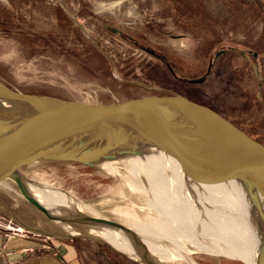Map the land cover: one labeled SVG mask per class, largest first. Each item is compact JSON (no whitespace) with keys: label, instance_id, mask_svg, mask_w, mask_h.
<instances>
[{"label":"rangeland","instance_id":"rangeland-1","mask_svg":"<svg viewBox=\"0 0 264 264\" xmlns=\"http://www.w3.org/2000/svg\"><path fill=\"white\" fill-rule=\"evenodd\" d=\"M0 81L89 103L177 92L264 143V0H0ZM17 174L35 199L58 190L82 214L137 222L150 230L145 238L169 245L170 224L147 189L71 162L31 164ZM0 188L25 201L13 180ZM34 209L35 221L46 218ZM49 220L57 230L102 240L96 234L104 227ZM188 247V261L173 255L159 263H247Z\"/></svg>","mask_w":264,"mask_h":264},{"label":"water","instance_id":"water-1","mask_svg":"<svg viewBox=\"0 0 264 264\" xmlns=\"http://www.w3.org/2000/svg\"><path fill=\"white\" fill-rule=\"evenodd\" d=\"M150 161L191 187L228 183V190L242 195L240 202L255 208L263 223L257 264H264V144L214 108L177 92L89 103L21 92L0 81V183L13 180L25 201L48 219L121 232L147 263L160 264L134 230L102 217L51 213L25 192L17 174L31 164L71 162L119 179L128 164L138 168Z\"/></svg>","mask_w":264,"mask_h":264},{"label":"bare ground","instance_id":"bare-ground-1","mask_svg":"<svg viewBox=\"0 0 264 264\" xmlns=\"http://www.w3.org/2000/svg\"><path fill=\"white\" fill-rule=\"evenodd\" d=\"M153 162L155 163V161L149 162L150 166H138V168L128 164L126 169L120 171L119 180L133 183L143 190L147 189L153 199L155 198L154 209L156 208L160 217L171 227L169 232L171 236L167 240L169 245L160 246L156 241L151 240V237L145 238L148 237L146 234L150 230L143 229L146 227L142 228V224L134 221L119 222L134 230L159 262L166 261L173 255L188 261L185 253L189 251L188 245H191L197 250L212 254L231 255L247 262H243L245 264H257L263 237L258 225L263 226V223L259 221L258 211L255 208L240 202L242 195L234 190H228V183L207 188L191 187L177 176H172L152 164ZM113 166L106 164L105 168L116 171ZM36 199L54 214L80 213L75 209L74 201L58 190H52L50 194ZM195 206L197 208L192 212L195 217L189 218L188 214ZM261 211L263 212V209ZM197 219L202 220V224L198 227ZM96 236L136 259L147 261L130 239L115 229L103 228ZM189 263L196 264L193 260Z\"/></svg>","mask_w":264,"mask_h":264},{"label":"crops","instance_id":"crops-1","mask_svg":"<svg viewBox=\"0 0 264 264\" xmlns=\"http://www.w3.org/2000/svg\"><path fill=\"white\" fill-rule=\"evenodd\" d=\"M6 196V197H4ZM0 264H144L100 239L52 228L0 188Z\"/></svg>","mask_w":264,"mask_h":264},{"label":"flooded vegetation","instance_id":"flooded-vegetation-1","mask_svg":"<svg viewBox=\"0 0 264 264\" xmlns=\"http://www.w3.org/2000/svg\"><path fill=\"white\" fill-rule=\"evenodd\" d=\"M212 60L213 59H211L210 61H209V64H208V67H207V72L209 71V69H210V66H211V64H212ZM203 81V80H202Z\"/></svg>","mask_w":264,"mask_h":264},{"label":"trees","instance_id":"trees-1","mask_svg":"<svg viewBox=\"0 0 264 264\" xmlns=\"http://www.w3.org/2000/svg\"><path fill=\"white\" fill-rule=\"evenodd\" d=\"M222 115L224 116V114L222 113ZM245 132V131H244ZM246 133V132H245ZM252 137V136H251ZM252 138H254V137H252ZM255 140H257L256 138H254ZM258 141V140H257ZM262 143V142H261ZM262 144H264V143H262Z\"/></svg>","mask_w":264,"mask_h":264}]
</instances>
